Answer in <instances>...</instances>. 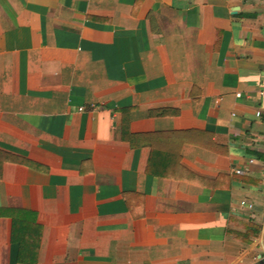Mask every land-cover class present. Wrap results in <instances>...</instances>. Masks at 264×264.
<instances>
[{
	"label": "crops",
	"instance_id": "0c3cea01",
	"mask_svg": "<svg viewBox=\"0 0 264 264\" xmlns=\"http://www.w3.org/2000/svg\"><path fill=\"white\" fill-rule=\"evenodd\" d=\"M258 111L264 0H0V264H264Z\"/></svg>",
	"mask_w": 264,
	"mask_h": 264
},
{
	"label": "trees",
	"instance_id": "16d2710c",
	"mask_svg": "<svg viewBox=\"0 0 264 264\" xmlns=\"http://www.w3.org/2000/svg\"><path fill=\"white\" fill-rule=\"evenodd\" d=\"M11 216L13 217V224H14V233H20L21 234V231H20V227L23 226V223H32L34 225V219H30V222H28V219H26L27 221L25 222V219L19 215V213L17 211L11 213ZM19 243L20 245L22 246L23 245V241L22 240H19Z\"/></svg>",
	"mask_w": 264,
	"mask_h": 264
},
{
	"label": "built area",
	"instance_id": "2783aa9c",
	"mask_svg": "<svg viewBox=\"0 0 264 264\" xmlns=\"http://www.w3.org/2000/svg\"><path fill=\"white\" fill-rule=\"evenodd\" d=\"M233 116H235V115H233ZM255 116L257 118H262V117H264V113L261 112V111H258V112H256ZM236 173L239 174V175H241L242 174V171L241 170H237ZM241 205L244 206V207H246L249 210L253 209V205L252 204H246L245 202H243Z\"/></svg>",
	"mask_w": 264,
	"mask_h": 264
}]
</instances>
